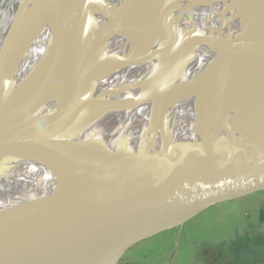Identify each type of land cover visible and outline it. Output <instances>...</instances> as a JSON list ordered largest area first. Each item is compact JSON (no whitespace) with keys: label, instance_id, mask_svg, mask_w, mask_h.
I'll use <instances>...</instances> for the list:
<instances>
[{"label":"bare ground","instance_id":"bare-ground-1","mask_svg":"<svg viewBox=\"0 0 264 264\" xmlns=\"http://www.w3.org/2000/svg\"><path fill=\"white\" fill-rule=\"evenodd\" d=\"M244 1L237 14L242 0H0V116L36 124L50 92L71 91L61 126L26 131L0 159V226L126 165L140 168L129 179L171 178L214 137L215 152L240 147L224 134L233 63L264 59L259 0Z\"/></svg>","mask_w":264,"mask_h":264},{"label":"water","instance_id":"water-1","mask_svg":"<svg viewBox=\"0 0 264 264\" xmlns=\"http://www.w3.org/2000/svg\"><path fill=\"white\" fill-rule=\"evenodd\" d=\"M242 3L246 1L242 0L240 7ZM257 4L264 18V0ZM244 6L236 13L243 14ZM260 23L264 27L262 20L255 25ZM58 35L52 37L55 48L49 57L54 56L52 66L63 68L66 55L62 43H57ZM243 61L233 63L232 96L236 89L239 94L233 98L235 109L226 121L224 133L227 140L233 138L240 147L215 152L214 137L183 171L171 178L149 169L129 179L127 174H135L140 168L126 165L105 183L99 182L1 225L0 264H118L146 240L181 228L219 206L263 194L264 59ZM237 85L244 86V90ZM254 91L258 100L255 102L250 98ZM70 98V82L66 79L49 93L36 124L6 123L8 112L1 115L0 159L19 147L18 136L26 131H34L36 139L61 126ZM155 159L142 158L141 169H148ZM173 159L174 154L170 162Z\"/></svg>","mask_w":264,"mask_h":264},{"label":"rangeland","instance_id":"rangeland-1","mask_svg":"<svg viewBox=\"0 0 264 264\" xmlns=\"http://www.w3.org/2000/svg\"><path fill=\"white\" fill-rule=\"evenodd\" d=\"M263 200L264 193L214 208L182 228L138 244L118 264H222L235 257L239 235L264 234V228L254 225Z\"/></svg>","mask_w":264,"mask_h":264},{"label":"crops","instance_id":"crops-1","mask_svg":"<svg viewBox=\"0 0 264 264\" xmlns=\"http://www.w3.org/2000/svg\"><path fill=\"white\" fill-rule=\"evenodd\" d=\"M264 201V200H263ZM254 225L264 228V204L260 213L255 216ZM237 251L231 260L227 258L222 264H264V234L239 235L235 239ZM223 257L222 259H225Z\"/></svg>","mask_w":264,"mask_h":264},{"label":"built area","instance_id":"built-area-1","mask_svg":"<svg viewBox=\"0 0 264 264\" xmlns=\"http://www.w3.org/2000/svg\"><path fill=\"white\" fill-rule=\"evenodd\" d=\"M181 228H182V227H181ZM122 259H123V258H122ZM122 259H121V260H122ZM121 260H120V262H121ZM120 262H119V263H120Z\"/></svg>","mask_w":264,"mask_h":264}]
</instances>
